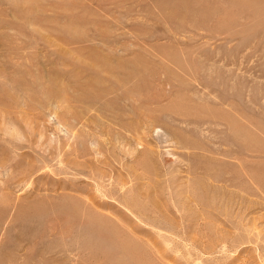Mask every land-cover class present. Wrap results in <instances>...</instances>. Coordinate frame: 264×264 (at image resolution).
<instances>
[{"label": "rangeland", "instance_id": "374dc122", "mask_svg": "<svg viewBox=\"0 0 264 264\" xmlns=\"http://www.w3.org/2000/svg\"><path fill=\"white\" fill-rule=\"evenodd\" d=\"M0 264H264V0H0Z\"/></svg>", "mask_w": 264, "mask_h": 264}]
</instances>
